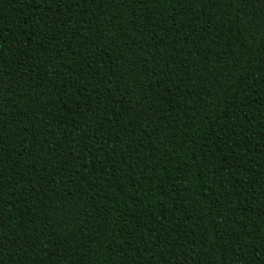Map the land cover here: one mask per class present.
<instances>
[{
	"label": "trees",
	"instance_id": "16d2710c",
	"mask_svg": "<svg viewBox=\"0 0 264 264\" xmlns=\"http://www.w3.org/2000/svg\"><path fill=\"white\" fill-rule=\"evenodd\" d=\"M0 264H264V0H0Z\"/></svg>",
	"mask_w": 264,
	"mask_h": 264
}]
</instances>
